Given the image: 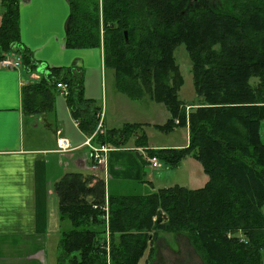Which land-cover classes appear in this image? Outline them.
<instances>
[{"label":"trees","instance_id":"16d2710c","mask_svg":"<svg viewBox=\"0 0 264 264\" xmlns=\"http://www.w3.org/2000/svg\"><path fill=\"white\" fill-rule=\"evenodd\" d=\"M69 2L66 46H102L105 67L114 70L122 93L139 98L143 83L153 99L168 107L170 117L155 127L171 132L188 126L187 146L149 153L171 167L192 155L209 181L198 189L174 185L119 195L110 192L104 178L65 173L54 185L60 220L68 224L62 229L58 264H140L148 249L145 264H153L162 234L185 236L204 264H264V0ZM0 5V50L20 54L31 74L39 62L21 43L19 0H0ZM182 44L193 63L199 103L185 104L178 94L183 80L174 52ZM74 72V67L48 66L39 79H28L22 89L24 114L52 111L57 81L65 80L72 116L91 134L100 107L83 98L82 79ZM254 77L260 79L256 84ZM140 127L125 123L93 142L125 145L126 136ZM141 134L138 140L147 138ZM106 195L108 221L102 218ZM107 231L112 235L109 263L100 251Z\"/></svg>","mask_w":264,"mask_h":264},{"label":"crops","instance_id":"0c3cea01","mask_svg":"<svg viewBox=\"0 0 264 264\" xmlns=\"http://www.w3.org/2000/svg\"><path fill=\"white\" fill-rule=\"evenodd\" d=\"M69 14V0H19L21 43L31 50L33 59L38 61L39 65L31 74L30 69L24 66L8 69L0 65V264H48L47 241L51 234H62L64 226L60 220L59 199L54 185L67 172L83 169L86 173L104 178L110 192L119 195L137 193L134 192L135 189L148 185L150 191L145 194L174 185L198 189L209 181L203 165L192 155L185 156L176 167H171L161 160V166L152 167L146 159L150 154L148 148L170 146L153 141L134 147L108 144L111 149L107 154L105 166L97 170L92 169V161L88 158L90 149L84 144L90 134L84 132L77 124L78 120L72 116L66 98L61 95L58 98L62 99L56 101L52 111L61 109L70 122L57 117V120H60L57 121L56 129H53V123L48 120L50 112L24 114L23 86L28 79H39L43 76L48 66L74 67V73L79 81L82 79L83 85L88 69L104 67V53L101 47L66 46ZM2 15L3 10H0V24ZM2 55L0 50V61ZM60 101L63 102L59 104ZM139 102L117 92V108L126 113L121 117L120 123H143L145 133L149 137L148 130L155 128L156 124L166 122L169 114L165 105L148 100H144L146 108L136 110L134 106ZM130 109H135L133 112L138 115H132ZM107 113L108 110L105 114L106 129L118 127L115 119L107 118ZM40 123L48 128L46 131L52 130L56 141V131L62 129V135L76 148L61 156L55 151L58 146L52 135L39 131ZM26 126H30V133H27ZM187 133L189 137V131ZM188 142L189 139L185 144H175L173 147H185ZM179 169L181 171L177 173ZM162 172L167 173V178L163 177ZM55 203L58 206L57 212ZM161 237L167 240L168 249L172 254L185 255L190 251L193 261L197 259L204 264L185 236L162 234ZM60 238L55 241L57 246ZM156 247L152 263L163 264L157 261L159 247ZM55 253L52 264H58L59 250ZM180 263L176 260L167 261V264Z\"/></svg>","mask_w":264,"mask_h":264},{"label":"rangeland","instance_id":"374dc122","mask_svg":"<svg viewBox=\"0 0 264 264\" xmlns=\"http://www.w3.org/2000/svg\"><path fill=\"white\" fill-rule=\"evenodd\" d=\"M0 10H3V7L1 5H0ZM102 35H103V30H102ZM101 48L103 49V53H104V48L102 46H101ZM174 56H175V62L178 65L179 77L182 78V80H183V83L178 90L179 97L184 101L185 104L199 103V99H198V96L196 94L195 86L193 83V69H192L193 63H192V60H191L189 53H188L184 44H182L176 48V50L174 52ZM104 57H105V54H104ZM180 78H179V80H180ZM84 80H85L84 81L85 88H84V97L83 98L91 99L93 101L94 107H100V109L104 108L105 114H106V110H108L107 118L108 119H115L116 120V126H118L116 128H122L125 123L124 124L120 123V120H121V117H123L124 114H126V113L119 111L120 109L117 108V103H116L117 92L122 93L121 92L122 90L120 88H118V86L116 85V76H115L114 70L110 67H105V58H104V67H102V68L93 67L92 69H88L85 73V79ZM258 80H260V79L254 77V78H252V83L256 84V82ZM141 87L143 89V95L139 98H131L128 96V94L122 93L123 95H125L128 98L140 101L139 103H136L137 104L136 106H134L136 108V110L146 108L147 104L144 103V100L145 101L148 100L151 102H155L158 104L165 105L163 102H159L150 96L149 89L145 84L142 83ZM59 95H60L59 92H57L56 101L59 99L60 100L62 99V98H58ZM61 102H63V101H60L59 104H61ZM166 109H167L169 117H170V111L168 110L167 106H166ZM189 109H190V106H188V109H187L188 112H189ZM130 110H131L130 112L132 113V115H138L137 113L133 112V110H135V109H130ZM99 112H100V110H99ZM54 114L56 116L55 118H54ZM57 117H60V119L63 121L70 122L68 117L66 116V113L64 111H62L61 109L60 110L56 109V111H52V112L50 111V113H48V120L50 123H53V129H56V127L58 126L57 121L60 119L57 120ZM187 119H188V116H187ZM175 123L178 124L179 119H176ZM103 124H104V130H106L105 133H107L108 130L106 129V126H105V118H104ZM27 125H29V124H27ZM143 126H144V124L142 123V127L138 128L137 132L135 133V136L139 137L140 135H142L141 134L142 131L145 132ZM29 127L30 126H26L27 133L31 132V130H30L31 128H29ZM40 127L41 128H39L40 129L39 131H41L42 133H47L48 135H52L53 141L57 144L56 137H55L56 135H54L52 133V130L50 129V130L46 131L48 128H45L44 126H42L41 123H40ZM148 131H149L148 132L149 137L147 136V138H143L140 140H138L137 137L134 138V136H129V135L126 136L128 139L125 141V145L127 147H129V146L134 147L137 145L138 141L142 144H144V141H146L147 143H151V141H153V142H157L156 144L165 143L167 145H170L169 147H162V148H174L173 146L175 144H182V143L185 144L186 141L189 139L188 133H187L189 131L188 126H176L174 128V130H172L171 132H164L162 129H159L158 127L151 128ZM148 150L150 151L152 149L148 148ZM165 168L166 167L164 166V169ZM180 171H181V169H179L177 171V173ZM79 172H82L84 174L86 173V171L85 170L83 171V169ZM162 175L164 178L165 177L167 178V176H168L167 173L165 174V172H162ZM106 186H107V184H106ZM149 191H150V189H149V185H148V186L139 187V188L135 189L134 192H137L139 194H145L146 192H149ZM106 207L108 208L107 210L105 209ZM54 208H55V212H57L58 211L57 203H55ZM102 208L105 209V215L102 218L106 219V221H108V218H109V200H108L107 195L105 197V208L104 207H102ZM107 216H108V218H106ZM62 225H64L63 228H65V227H67L68 224L63 223ZM107 225H108V223L106 222V228H107ZM52 235L53 234L50 235V237L47 241V243L49 244V246L47 248V262H48V264H52V261H54V256L56 255L55 252L58 253V246L56 244V242H57L56 239L58 240V238L61 237V233H59L58 236H56V234H55V236H52ZM111 242H112L111 232L107 231L105 241L101 245L100 251H102V254L105 255L108 263L110 262V257H111L110 256L111 245H112ZM51 243L54 244V246H52ZM156 246L159 247V253H158L159 257L157 259L158 262L160 261L163 264H167L168 260H176L178 263L181 262L180 264H201L197 259H195L193 261L192 257L190 256V254H191L190 251L186 252L185 255H183L182 253H179L176 255L172 254L168 249L169 247L167 245V240L164 237H160L158 239V241L156 242ZM148 250L146 251L144 257L141 259L140 264H145L146 260L148 259V257H149ZM187 253L189 255H187ZM189 260H191V262H187Z\"/></svg>","mask_w":264,"mask_h":264},{"label":"built area","instance_id":"2783aa9c","mask_svg":"<svg viewBox=\"0 0 264 264\" xmlns=\"http://www.w3.org/2000/svg\"><path fill=\"white\" fill-rule=\"evenodd\" d=\"M0 65L3 68L14 69V68H22L23 61L20 54L15 52H10L4 54L1 58ZM56 88L60 95L64 96L65 98L70 93V85L65 80L57 81ZM98 121L94 131L87 137L85 141V145L89 147V155L88 158L92 161V169L97 170L101 166H105L107 154L110 151L111 147L108 144H94L93 139L99 134H104L106 130H104V118H105V111L104 108L100 109V112L97 114ZM77 124L78 121H77ZM57 137V146L58 148L55 150L61 156L67 154L68 152L74 150L76 147H73L71 141L62 135V129H58L56 131ZM141 150V149H140ZM147 161L151 164L152 167H159L161 166V162L156 155L148 154L146 156ZM108 209L107 207L105 208ZM108 218V216L106 217Z\"/></svg>","mask_w":264,"mask_h":264},{"label":"water","instance_id":"95a60500","mask_svg":"<svg viewBox=\"0 0 264 264\" xmlns=\"http://www.w3.org/2000/svg\"><path fill=\"white\" fill-rule=\"evenodd\" d=\"M125 36H126V39L128 38V34H127V32L125 31Z\"/></svg>","mask_w":264,"mask_h":264}]
</instances>
